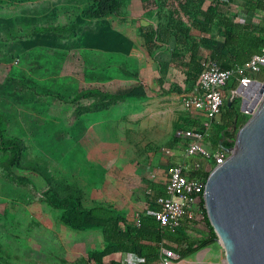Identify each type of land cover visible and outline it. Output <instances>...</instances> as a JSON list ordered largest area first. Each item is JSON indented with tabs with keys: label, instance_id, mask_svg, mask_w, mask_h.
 Masks as SVG:
<instances>
[{
	"label": "rangeland",
	"instance_id": "374dc122",
	"mask_svg": "<svg viewBox=\"0 0 264 264\" xmlns=\"http://www.w3.org/2000/svg\"><path fill=\"white\" fill-rule=\"evenodd\" d=\"M154 1L84 15L91 0H0V136L20 146L17 166L0 146V264H137L142 246L93 260L111 244L102 228L68 221L48 195L126 222L151 218L167 141L128 127L139 100L118 90L150 74L138 27ZM207 219L204 212L176 234L182 249L203 246L201 261L189 255L193 264L221 258L217 238L203 243Z\"/></svg>",
	"mask_w": 264,
	"mask_h": 264
},
{
	"label": "crops",
	"instance_id": "0c3cea01",
	"mask_svg": "<svg viewBox=\"0 0 264 264\" xmlns=\"http://www.w3.org/2000/svg\"><path fill=\"white\" fill-rule=\"evenodd\" d=\"M154 2L146 7L149 11L147 20L142 25L151 24L156 28L166 19L167 14L159 10L157 0ZM169 3H172L170 9H177L186 27H189L190 36L186 42L179 43L177 59L172 56V42L159 39L155 41L151 51L146 48L151 57L147 64L150 74L144 83L146 96L129 97L139 100L140 107L132 110L127 124L138 133L155 134L156 140L167 141V145L161 147L156 165L167 166L183 161L189 165L193 157L185 155L184 146L179 141L174 142V136L179 127L193 129L203 119L202 114L195 109L186 108L183 104L187 93L198 91V62L205 57H216L222 67H231L248 59L247 38L259 29H264V0H170ZM182 7L191 11L189 18ZM212 7L213 18L208 21L204 12H210ZM220 14L233 22L229 30L233 42L229 44H225V37L218 31L217 21ZM194 19L199 23L198 26L191 24ZM261 70L264 71V66L259 71ZM233 80H236L235 76L222 89V94L224 102L230 98L236 99L237 108L240 110V98L231 94L232 89L229 86ZM230 119L231 115L222 106L221 112L211 125L223 124ZM205 146L210 148L207 144ZM163 185L164 179L160 184L149 185L154 197L163 192Z\"/></svg>",
	"mask_w": 264,
	"mask_h": 264
},
{
	"label": "trees",
	"instance_id": "16d2710c",
	"mask_svg": "<svg viewBox=\"0 0 264 264\" xmlns=\"http://www.w3.org/2000/svg\"><path fill=\"white\" fill-rule=\"evenodd\" d=\"M169 1L170 0L157 1V6L160 8L159 10L167 14L166 19L162 20V23L160 22L161 24H159L156 28H153L151 24L140 25L138 29L144 37L145 46L149 51L154 48L156 40L160 39L162 41H166L167 43L172 42V56L177 59L179 57V53L177 51L179 43L186 42L190 36L189 27H186V23L181 18L177 9H170L172 3H169ZM121 6L122 0H91V4L83 10V14L94 15L116 12L121 8ZM213 8L214 7L210 9V12H204L208 21H211L213 18ZM182 10L187 18L191 16V11L186 10L184 7H182ZM217 23L219 33L225 37V44L233 42V38L229 32L230 28L233 26V22L220 14ZM191 24L193 26L199 25L195 19L192 20ZM263 44L264 29H259L257 32L250 34L247 38L246 45L249 56L253 52L258 51ZM213 58L218 60L216 57ZM198 63L199 67L196 69V72L199 74L201 71V61ZM252 76L254 78L261 79L264 77V71L261 70L253 73ZM236 85L237 81L233 80L229 85L230 89H234ZM118 94L127 98L144 97L146 96L145 85L140 82L134 83L130 86L119 89ZM223 106L231 115V119L224 121L223 124H213L206 128L202 124V121H200L196 128L191 129L179 127V129H189L194 132H199L202 134L201 141L204 144L209 145L212 150L219 149V141L224 131L229 127L232 128L234 124H237L238 126L241 125L248 115L241 112V110L237 108L236 99L234 98H230L229 103L227 104L224 102ZM229 131H232V129L229 128ZM178 141L182 143V146H185L189 141V137L175 135L174 142ZM223 144L230 146L231 142L225 139ZM0 146L9 150V163L13 166H17V161L20 156V146L18 142L9 139L5 140L0 136ZM209 163L212 165L214 162L210 160ZM187 173L190 175H198L205 179L208 171L203 168L190 169ZM48 198L54 205L64 208L68 221L76 224L77 226H98L102 228L104 237L109 240L111 244L100 251H95L92 254V259L98 262H100L105 255L113 252L137 253L139 246L144 248L142 249V252L138 254L139 260L137 261V264H157L159 260V246L161 244L167 245L183 255H188L189 253L201 248L189 247L187 249H182V241L176 237V234L184 228L187 221L184 222L181 227L172 231L170 229H161L152 214L150 219L146 217L140 218L135 222H126L118 215H102L94 213L90 210H78L67 197H59L55 194H50L48 195ZM207 221L211 234L210 237L203 241V243H207L208 241L216 238V234L208 219ZM149 239H151L152 242L144 246L142 242ZM111 262L113 263L114 261Z\"/></svg>",
	"mask_w": 264,
	"mask_h": 264
},
{
	"label": "water",
	"instance_id": "95a60500",
	"mask_svg": "<svg viewBox=\"0 0 264 264\" xmlns=\"http://www.w3.org/2000/svg\"><path fill=\"white\" fill-rule=\"evenodd\" d=\"M236 91L249 114L231 146L222 134L227 156L208 172L203 199L228 264H264V77Z\"/></svg>",
	"mask_w": 264,
	"mask_h": 264
},
{
	"label": "built area",
	"instance_id": "2783aa9c",
	"mask_svg": "<svg viewBox=\"0 0 264 264\" xmlns=\"http://www.w3.org/2000/svg\"><path fill=\"white\" fill-rule=\"evenodd\" d=\"M263 65L264 44L244 62L231 67H222L212 57L203 58L197 81L198 91L192 90L184 96V106L195 109L202 114V124L208 128L213 119L221 112L224 103L222 89L227 85L228 81L235 76L236 87L240 84L247 86L254 79L252 74L258 72ZM236 87L231 90L233 96L237 95ZM241 112L249 114L246 110ZM239 126L234 124L232 128L229 127L232 131H229L228 128L223 133L224 140L230 141L231 145L235 140V133ZM175 134L189 137V141L183 150L186 156L193 157V161L189 164L190 166L185 161L167 165L163 192L154 197V206L151 210V214L159 227L172 231L181 227L186 221L196 220L206 212L203 202L205 179L198 175H190L187 171L189 169L203 168L209 172L214 165L221 164L227 156V151L221 147L217 150H212L205 146L201 141L202 134L199 132L189 129H178ZM210 160L214 162L212 165L209 163ZM217 241L220 243L222 251L218 264H228L225 259L224 248L218 239ZM201 250L194 251L198 261H201L199 256ZM190 254L183 255L173 248L161 244L159 246L157 264H193L189 257Z\"/></svg>",
	"mask_w": 264,
	"mask_h": 264
},
{
	"label": "flooded vegetation",
	"instance_id": "af4514ba",
	"mask_svg": "<svg viewBox=\"0 0 264 264\" xmlns=\"http://www.w3.org/2000/svg\"><path fill=\"white\" fill-rule=\"evenodd\" d=\"M264 66V65H263Z\"/></svg>",
	"mask_w": 264,
	"mask_h": 264
}]
</instances>
